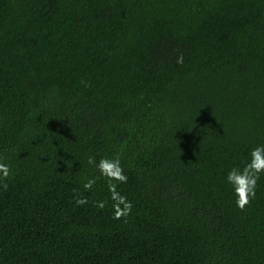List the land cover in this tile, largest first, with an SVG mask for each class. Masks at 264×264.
Here are the masks:
<instances>
[{
    "label": "trees",
    "instance_id": "trees-1",
    "mask_svg": "<svg viewBox=\"0 0 264 264\" xmlns=\"http://www.w3.org/2000/svg\"><path fill=\"white\" fill-rule=\"evenodd\" d=\"M258 146L264 0H0V264H264Z\"/></svg>",
    "mask_w": 264,
    "mask_h": 264
},
{
    "label": "clouds",
    "instance_id": "clouds-1",
    "mask_svg": "<svg viewBox=\"0 0 264 264\" xmlns=\"http://www.w3.org/2000/svg\"><path fill=\"white\" fill-rule=\"evenodd\" d=\"M178 62H182V58ZM88 164L94 165L99 171L100 176L107 179L108 188L112 194L111 198L114 201V218L120 219L122 216L130 214L132 209L131 202L116 191L117 184L115 182H127V176L121 167L120 159L101 158L97 163L95 157L90 156L88 157ZM0 173H2L0 180L6 181L10 176V168L7 163L3 162V157H0ZM261 173H264V146H258L252 149L250 159L242 169L234 167L227 173L226 179L233 188L236 197L235 203L239 209L243 210L255 198L257 182L260 179ZM98 178L89 179L84 184V189L91 190ZM2 186L4 190H7L8 185L6 182ZM73 198L77 205L87 203V198L81 197L79 194ZM121 205H123V208H121ZM97 206L103 208L104 202L98 201Z\"/></svg>",
    "mask_w": 264,
    "mask_h": 264
}]
</instances>
